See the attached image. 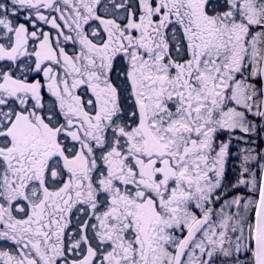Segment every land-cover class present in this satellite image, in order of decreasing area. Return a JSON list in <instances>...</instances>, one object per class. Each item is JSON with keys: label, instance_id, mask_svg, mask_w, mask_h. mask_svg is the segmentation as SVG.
Segmentation results:
<instances>
[{"label": "snow or ice", "instance_id": "snow-or-ice-1", "mask_svg": "<svg viewBox=\"0 0 264 264\" xmlns=\"http://www.w3.org/2000/svg\"><path fill=\"white\" fill-rule=\"evenodd\" d=\"M0 264H264V0H0Z\"/></svg>", "mask_w": 264, "mask_h": 264}]
</instances>
